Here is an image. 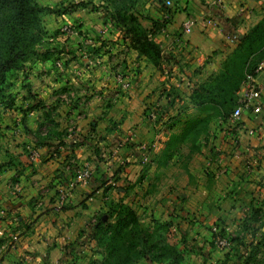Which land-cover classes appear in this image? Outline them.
<instances>
[{
  "label": "crops",
  "instance_id": "0c3cea01",
  "mask_svg": "<svg viewBox=\"0 0 264 264\" xmlns=\"http://www.w3.org/2000/svg\"><path fill=\"white\" fill-rule=\"evenodd\" d=\"M171 3V17L164 25L159 4L152 0L146 7L145 28L152 34L148 37L168 58L158 66L139 57L130 44H125L130 49L128 55L127 48L122 55L125 62L95 60V53L110 47L107 44L101 48L100 42H95L97 28L84 25L86 36L93 41L84 47L81 37L65 38L68 42L61 54L62 70L50 63L51 57H40L41 61L38 58L28 62L16 72L18 77L23 76L18 78L22 87L30 83L34 88L27 99L32 105L22 108L29 106L32 110L19 113L11 109L0 121V264H82L81 254L86 255V248L92 247L88 230L111 201L118 200L134 210L135 199L143 205L145 200L154 201L161 191L158 178L171 175L164 174L172 157H166L164 151L169 136L175 134L176 120L160 119L159 115L155 122L147 119L149 112L166 114L170 99L163 94L172 87L186 85L193 92L218 75L239 40L264 17V0ZM163 7L167 10L165 3ZM72 17L63 15L59 19ZM186 21L192 24L190 34H183ZM123 49L125 46L119 51ZM68 54L69 59L75 56L74 59L68 61ZM122 71L130 85L128 91L115 81L116 73ZM257 83L264 88V72L257 75ZM23 96L21 93L19 97ZM36 98L50 101L52 118L42 116L47 112L44 105L35 106ZM233 133L238 143L231 146L236 149L233 156L203 160L201 166L211 167L200 171L199 166L198 172L192 174L193 182H187L190 205L185 215L192 222L191 235L197 233L201 238L209 224L217 220L231 229L240 224L253 227L256 233L250 235L249 249L257 247L264 254V119L244 112ZM125 141L134 146H125ZM27 146L38 150L39 161H29ZM141 146L145 151L139 152ZM158 151L147 168L135 165L149 164L151 156L147 153ZM97 155H103L102 159ZM110 155L118 158L109 159ZM192 162L200 165L201 159ZM120 165L128 166L121 167L122 173L114 176ZM85 166L92 170L91 178L69 189V180ZM138 177L140 187L136 189L133 185ZM172 180L169 177L167 182L170 196ZM62 191L67 193V199L60 205ZM248 214L254 216L250 221L246 219ZM10 236H16L17 241L14 247L4 249L6 244H12ZM194 239L197 240L195 236ZM195 243L192 240L190 248ZM196 252L204 255L203 248L197 247Z\"/></svg>",
  "mask_w": 264,
  "mask_h": 264
},
{
  "label": "rangeland",
  "instance_id": "374dc122",
  "mask_svg": "<svg viewBox=\"0 0 264 264\" xmlns=\"http://www.w3.org/2000/svg\"><path fill=\"white\" fill-rule=\"evenodd\" d=\"M151 1L152 0H137L129 12V16L134 18L137 24L143 30H145L147 35L150 36H152L151 30L145 28L146 27L145 24L147 23L145 16L147 10L146 7L147 5L151 4ZM153 1L159 4L160 13L163 14L166 11L163 7V4L167 0H153ZM80 3L83 5L78 8H74L73 11L65 14L66 16L69 17L70 16L72 17L73 15L72 19L70 20L67 19L64 21L62 18L59 19L60 16H57L55 14H44L41 16V23H42V28L45 32V36L43 38L42 45H40L41 46L40 49L41 50L47 49L48 51L55 50V52L51 55L50 63L53 66H55V68L57 63L61 64V67L56 69L62 70L63 60L61 54L62 52H64L63 48H65V42H66L64 40L65 38H71V36H69L70 34L67 33L68 37H66L63 34L65 33L64 29L74 28V30L77 32L76 36L81 37L82 42L84 43V47H86L89 46L90 41L91 40L93 41V39L90 40L86 36L87 32L84 30L86 28L84 25H93V28H97L96 30L97 33L99 34L98 38L95 37V42L96 43L100 42L101 48L107 47V44H109L108 48L110 47L109 50L103 51L102 53H95L94 55L97 57V59L95 58V60L100 61L102 58L103 59L105 58L104 60L102 59L103 63L106 61L108 63H111V61L122 63V61L125 60L122 57V55L125 54L126 52H127L126 54L128 55V53L130 52L129 51L130 49L127 48L125 44H130L131 48L132 45L129 39L130 37L127 38L123 36L122 33L124 32V29L123 31L121 30L122 33H120L118 30H115L110 25L111 20L109 19L108 14L114 13V8L111 5V0H39L38 1V5L40 7L51 8L54 9L55 11H59L60 13L70 5H76ZM109 30H112V32H110ZM106 36L111 37L109 41L105 39ZM73 44L74 45L76 44L74 39H73ZM123 46H125V49L119 51L122 49ZM126 48L128 51L125 52L124 50H126ZM74 57L75 56L69 59V54H68L67 60L68 61L72 60L74 59ZM37 59L38 58H36V60ZM39 60L41 61L42 59L40 58ZM120 74H124L123 71L120 72ZM7 77L9 78V80H6L3 84L0 85V121L4 117L6 119L7 115H9V113L11 112V109L15 111L18 110L19 113L24 112L26 110H32V108L29 107L32 104L30 101L28 102L27 99L31 95L30 92L32 93L31 90L32 88H34L33 85H31L30 83H26V85L22 87L23 84L22 85L19 84L20 81H18V78H20L21 80L23 76L20 77L19 75L18 77V73L16 72L9 73ZM16 84L17 85L19 84V86H16ZM37 86L40 87L41 84H38ZM191 92L192 89L189 88V86L183 85L180 87H172L171 90L168 92V94H166L167 92H164L163 94V97L165 99L169 98L170 101H167V105L165 106L166 114H164L165 112L163 111L161 112L159 111V113L157 114L158 116L160 115V119L171 118L176 120L174 126L175 134L181 132V130L184 128L185 123L188 120L193 118H203L206 116L200 114L190 103L189 96ZM21 93H23L25 96L19 97ZM22 98H25V100L24 99L21 100ZM43 102H46V105ZM67 103L71 104L72 102L70 101ZM26 105L29 106L26 109H22L26 107ZM40 105H44V109H46L47 112V113L42 112V116L43 115L46 116L47 119L52 118L51 115H49L51 114V111L53 109L50 106V101L47 100L43 101V99L38 100L36 98L35 106L38 107ZM48 105L49 107H46ZM165 107L162 106V108ZM166 121L162 122L163 126L166 125ZM237 124L230 122L228 118L222 119V118L214 117L209 124V130L207 135L203 136L199 141V151L195 153H190V149H191L190 144L184 143V144H180L177 151H175L171 155L172 156L171 160L167 164L168 167H166V169L164 170V174L169 175L168 173L171 172V175L165 177L161 175V178H158L162 182V188L161 191H158L156 193L157 197L152 199L154 201L147 202L145 200V202H143V205H139L140 200L138 199L134 200V202L137 205V207L134 210L137 216L139 217L141 224L143 226L153 224L154 222L160 224L161 230L164 232L165 239L167 240V242L171 246H174L179 252L183 254V261L180 264H264V254L262 252H259V254L257 253L258 255H255V257L250 258L252 250L249 249L250 246L247 244V242L250 241L249 240L250 235L256 233V230L253 227H246L240 224L237 228L231 229L226 224L217 220L209 224L210 227L208 226L209 228L208 227L206 228L205 230L206 233L204 235V238H201L200 235L197 233L191 235L192 230L190 223L192 222L189 221V219L185 215V212L187 211V207L188 205H190V199L187 198V191H186L187 182H189V184L193 182L192 174H196L198 172L199 166L203 164L202 163L203 160L212 157L233 156V153L236 151V149L235 148L232 149L231 146L232 147L238 146L237 139L234 138L235 135L233 133V130H235ZM162 125L161 127L164 128ZM48 131L49 128H46V132ZM132 137L133 136H131V138ZM164 142H165L164 138L161 137V144L163 145ZM127 144L128 146L129 145L134 146L131 142L125 141V146ZM225 145L229 146V148H226ZM149 152L147 153V156L149 157L151 156L149 164L142 165L137 162L135 163V165L144 168L150 166L151 163L155 160V158L159 155V151L152 153ZM245 154L247 156L248 151ZM119 156L122 157V155ZM252 156L253 155H251V157ZM102 157L103 155H99L98 159L100 160L102 159ZM108 158L116 159L118 157L117 155H113V156L110 155V157ZM195 158L201 159L200 165L193 164L192 161ZM124 166L126 165H120L114 176H116L117 174H121L122 171L120 170V168L122 167L123 169ZM209 167L211 166L208 165H206V167L201 166L200 171H203L204 169H208ZM169 177L171 178V180L173 179L172 182L174 184V187L172 188L173 189L172 196H170L172 192H168L170 190L169 184L167 183ZM138 181H139V177L136 179L133 188L138 189L140 187V183ZM176 187L178 188V190L174 189ZM137 192H141V191L137 190ZM139 196L140 195L135 194L136 198H140ZM117 202L118 200L116 202L111 201L110 203H117ZM149 209L151 210L149 211ZM103 214L104 213L100 215ZM253 217L254 216L252 214H248L246 216V219L250 221ZM247 220L246 222H248ZM214 229L220 231V235L230 238L232 245L229 250H219L217 248V246L215 245L216 234L213 231ZM194 236L195 238H197V240L194 239ZM192 240L196 242L195 245L193 246V249L190 248L191 245L190 242ZM88 242L92 244V247L86 248V251L88 250V253L86 255L81 254L83 256L82 257L83 261L81 263L100 264L103 258V250L101 249L99 251L96 248L94 242L90 238L88 239ZM197 247L203 248L204 250L203 256L200 253L196 252ZM75 258H78V256ZM137 264H151V263H149L148 260L143 259ZM152 264H159V263L152 262ZM162 264H172V263L167 262Z\"/></svg>",
  "mask_w": 264,
  "mask_h": 264
},
{
  "label": "trees",
  "instance_id": "16d2710c",
  "mask_svg": "<svg viewBox=\"0 0 264 264\" xmlns=\"http://www.w3.org/2000/svg\"><path fill=\"white\" fill-rule=\"evenodd\" d=\"M38 1L0 0V85L7 80L9 73L22 71L26 63L40 57L48 59L55 52L40 49L45 36L42 15L63 16L83 5H70L60 13L40 7ZM136 1L111 0L114 13L108 14L110 25L120 33L124 29L123 36L130 37L132 48L138 56L158 66L160 61L168 58L136 20L129 16ZM262 62L264 17L239 40L221 72L193 90L190 103L200 114H209L188 120L180 133L170 135L164 155L170 157L184 143L190 144V153L199 151L198 142L207 135L211 120L214 117L229 118L236 107V93L245 74L252 73ZM99 153L96 149V154ZM89 237L99 251L103 250L100 264H137L143 259L151 264H180L183 261V254L167 242L160 224L154 222L143 226L136 212L122 202L108 205L107 211L99 215L89 228ZM257 253L259 248H253L250 258Z\"/></svg>",
  "mask_w": 264,
  "mask_h": 264
},
{
  "label": "built area",
  "instance_id": "2783aa9c",
  "mask_svg": "<svg viewBox=\"0 0 264 264\" xmlns=\"http://www.w3.org/2000/svg\"><path fill=\"white\" fill-rule=\"evenodd\" d=\"M171 6H172L171 1L167 0L165 2V8L167 10L162 14L161 17V23L163 25L168 23L170 20L171 15L169 9L171 8ZM182 30H183V34H190L192 31L191 22L189 21L184 22L182 25ZM64 32L73 36L77 35V32L74 30V28H66L64 29ZM60 67L61 64L57 63L56 68H60ZM263 72H264V62L260 63L252 73L247 72L245 74L241 86L238 92L236 93L237 96L236 107L231 112L228 118L230 122L237 124L241 120L244 112H250L255 116L260 115L264 119V88L257 83V75ZM115 81L123 91L129 90L130 85L123 74L116 73ZM157 115H158L157 112L155 110H152L149 112L147 119L156 122ZM145 149H146L145 147L141 146L139 152L140 151L143 152L145 151ZM26 152L30 162L39 161L40 154L35 147L27 146ZM141 160L143 163H146L147 162L146 156L142 155ZM91 176H92V170L88 166H85L82 169L81 168L78 169L74 177L71 180H69V184H68L69 189H73L75 186L79 184H84L91 178ZM66 199H67V193L65 191L60 192L59 201H58L59 204L62 205ZM213 231L216 234L215 245L217 246V248L219 250H229L232 245L230 238L220 235V231L218 230L214 229ZM10 241L12 242V244L9 243L6 244V246H4V249L10 246L14 247V243L17 241V237L10 236Z\"/></svg>",
  "mask_w": 264,
  "mask_h": 264
}]
</instances>
